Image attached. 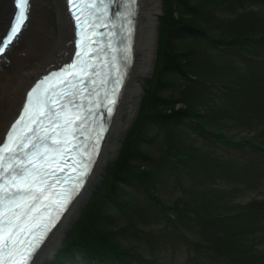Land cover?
<instances>
[{"label":"rangeland","instance_id":"obj_1","mask_svg":"<svg viewBox=\"0 0 264 264\" xmlns=\"http://www.w3.org/2000/svg\"><path fill=\"white\" fill-rule=\"evenodd\" d=\"M45 1L46 27L55 28L54 1ZM167 17L180 18V24L188 28H174L162 36L161 24ZM156 21V53L150 71L139 76L136 114L118 137L111 136L109 142L118 144L116 153L108 154L81 196L54 254L46 255L39 264H54L60 254L62 264H69L64 244L82 237L81 229L96 232L101 227L110 241L98 235L90 245L100 247L105 242L118 254L114 262L99 264H264V156L248 154L249 148H264V60L252 61L234 49L218 53L202 39L209 35L223 43L255 40L249 43L253 52L264 57V0H162ZM173 54L181 56L179 65L187 73L240 88L222 95L212 85L188 81L180 68L169 65L168 60L178 63ZM147 93L165 100L155 110L187 109L188 118L174 119L168 133L161 124L150 125L142 115ZM128 114H123L124 123ZM191 123L212 137L198 133ZM230 144L239 152L234 154ZM133 148L146 156L132 154ZM177 149L194 155L186 169L174 161ZM123 153L130 156V164L144 171L147 186L164 206L162 213L142 200L140 192L146 182L129 186L112 174L114 161ZM112 182L118 197L128 202L125 213L110 198ZM95 194L90 211L78 229H73ZM95 214L94 229L90 216ZM74 250L71 255L77 253V260L71 264H82L83 255Z\"/></svg>","mask_w":264,"mask_h":264},{"label":"bare ground","instance_id":"obj_2","mask_svg":"<svg viewBox=\"0 0 264 264\" xmlns=\"http://www.w3.org/2000/svg\"><path fill=\"white\" fill-rule=\"evenodd\" d=\"M57 13L55 28H47L44 20L45 0H31V9L26 28L20 32L17 43L6 52L7 59L0 65V140L18 111L28 86L47 69L66 61L72 53L73 24L66 11L65 0H53ZM162 0H139L137 31L135 36L134 62L121 93L116 111L111 118L110 129L102 146L96 165L85 188L70 206L62 221L53 229L49 238L35 255L39 264L46 255L54 254L67 221L77 209L81 196L93 182L109 153L115 154L116 142H109L112 135L118 137L136 112L134 98L140 96L139 76L150 71L156 53L157 15ZM12 12V0H0V35L5 30ZM13 43V42H12ZM128 111L129 119L123 114Z\"/></svg>","mask_w":264,"mask_h":264},{"label":"snow or ice","instance_id":"obj_3","mask_svg":"<svg viewBox=\"0 0 264 264\" xmlns=\"http://www.w3.org/2000/svg\"><path fill=\"white\" fill-rule=\"evenodd\" d=\"M27 6V0H25V7ZM89 7H95V5H89ZM22 19L17 22L16 27L12 29L11 35L8 37L7 43L3 40H0V53L4 52L5 48L8 46V43H11L13 38L20 31V27L23 24L24 11H21ZM79 20L80 17H77ZM75 65L70 66L69 69H66V72H70ZM61 83H68L69 87L72 89L76 88L75 84H71L70 81H61ZM45 84V81H41L28 93L29 102L31 103L34 99L35 103L32 104V115L29 117V123L37 125V127H29L28 124H25L24 128L27 134L20 136H10L9 138L15 143L16 140H19L20 143L16 148H5L7 152H23L24 159L28 160V166L25 167L23 161H19L15 166L10 165L12 179L10 181L11 188L8 187L4 189L5 196L3 197L6 200L4 204V213L0 217V230H2L6 235L3 237L4 247L9 249V245L12 249H16L17 246H23L25 243L24 240L20 239L25 232L31 230V227L35 226V221L37 219L36 215H33L37 211V203L40 201L41 197L44 196L45 191L48 189L45 187L47 185V177L53 175V172L46 170L47 167H52L53 164L58 163L53 157L51 160L47 156L48 141L60 133L56 131V125L54 120L60 119V113H53L52 108H48L47 112L44 111L45 107L49 104L56 105L57 98L60 100L64 99V93H57L55 87H45L43 88V94L40 90ZM71 95V94H70ZM69 104L74 102L69 99ZM75 106V105H74ZM63 107V105H62ZM29 108H25V111H29ZM111 111V109H109ZM43 119L49 120V129H44L42 127ZM81 117L77 115L75 120H80ZM24 121V117L21 116L19 120L12 125L13 129L16 128L17 124H21ZM74 121L71 119L65 120L64 125H60L61 128H66L68 125L72 124ZM51 131L52 136L48 135V131ZM44 132V135L40 133ZM26 141V142H25ZM58 143H67V141H57L53 140V144ZM44 147V151H41V147ZM28 150V151H25ZM54 151H59L58 149H53ZM12 156H9V159H12ZM2 159V158H0ZM37 160L43 161V163H36ZM9 168H4L5 173L9 172ZM51 187V186H49ZM35 252V247L29 251L27 256H24L16 264H35V258L33 253Z\"/></svg>","mask_w":264,"mask_h":264},{"label":"trees","instance_id":"obj_4","mask_svg":"<svg viewBox=\"0 0 264 264\" xmlns=\"http://www.w3.org/2000/svg\"><path fill=\"white\" fill-rule=\"evenodd\" d=\"M178 1L181 2V0H178ZM165 19H163L162 24H161V30H162L161 32H163L162 36L167 34V33H169L174 28H176L178 25H180V22H181L180 21L181 19L178 18V17H177V19L176 18L175 19H173V18L171 19L170 17H167L166 20ZM176 21L179 24L175 25V23H177ZM177 30H178V28H176V31ZM173 55L178 60V63H177V61H169L168 60V63H169L170 66H172V65L174 66L176 64H180V62H179L180 61V58H179L180 55L179 54H173ZM163 84H165V82ZM147 95H148L147 96L148 102H147V100H145L143 102L142 109L145 110V111L142 113V115L144 113H146V108L150 106L151 109H148L149 110V116L145 115L143 117V119L147 120V122H149L150 125H152V124L154 125V122H152V120H153V121L161 122V123H163V125H165V126L167 125L168 126L174 119L184 115L185 111L187 110V109H183L184 110L183 112L182 111L179 112L180 109L176 110L175 108L170 110V112H166L165 110H158V109L155 110V107L158 104L161 105V103L164 102L165 100L161 96L157 97V95L153 98V95H155V93H153V95L147 93ZM189 110H191V109H189ZM190 114L193 117H195L194 114H192L191 111H190ZM133 133H134V131H133ZM134 134L135 135L138 134L137 130H135ZM129 137H131V135ZM130 141L131 140L129 139V142ZM131 150H132V154H134V155H136L138 153L139 154V155L137 154L138 156H140V155H141V157H145L146 156L143 152H140L137 149L133 148ZM182 157H184L186 159L188 158L189 160H191V158H192V156L189 153L179 152L178 149H177V152L175 153L174 159L179 161ZM129 158H130V156L125 155L124 153H123V155H118L117 159L113 163L114 164L113 167H115V169H114V171H112V174L115 175V176L121 177L122 178L121 180H123L124 182H127V185H129V186L132 185L131 183L139 182V181L142 182L143 185L146 184V188L143 189L142 192H140V196L142 197V200L146 203L147 206H150V207L154 206L155 208L158 209V207H156L154 202L150 199V197H151L150 195L153 194V196H154L155 192L152 191L151 187L147 186L148 185V182H147V179H146L147 177L145 176V174L142 173L144 171L141 168H139L137 165L133 166L132 164H130ZM176 160H174V161H176ZM177 165H179V167H181L182 169H185L182 166L181 161ZM173 167L176 168V165L173 166ZM115 185H116V183H114V182H112L110 184V188L111 189L108 190L109 192L112 193V195H110V198L115 200L116 204L122 206V212L125 213L126 210H127L126 206H128V202L127 201H122L118 197V193L114 189ZM142 195H146L148 197V199H145ZM96 196H97V194H95L94 197L87 204V206L85 207L83 213L81 214L82 217L79 220H77V222L74 224L73 229L75 227H77L76 229H78V226L80 225L79 223L81 222L82 218L90 211V207L92 206L94 200L96 199ZM107 201L110 204V206L113 205V202L110 199H108ZM160 210L161 211H159V212H162V209H160ZM104 212H105V210H104ZM94 217H97V215L95 214V215L90 216V220L93 221ZM96 222H97V220L91 222L92 223V228L94 227V229H95L94 223H96ZM73 229L70 231V233L68 235H70L73 232ZM94 229H92V230H94ZM81 230H82V233H81L82 237L80 236L79 238L75 239L74 241H72L69 244L67 242L64 244L65 247H66V249L65 248L64 249H65V254H66L67 258H70V260L73 262V256L71 255V251L74 250V249H77L78 251H80L82 253L83 259L85 260L84 261L85 264H88V263L89 264H91V263L99 264V262L100 263H105L104 260L105 261H111V259L114 262L113 259H115V257H117V254H118V251L116 250L115 247L111 248L109 245H106L105 242L100 247H94V245H90V244H92V243H90V240H93V238L95 240L98 239V235L101 236L103 239H104V237H106V239H108V236H107L106 233L103 232L102 227L101 228H97L96 232H92L89 229H81ZM96 234H97V236H96ZM108 240L110 241V238ZM68 251H70V252H68ZM100 252H108L109 254L113 255V257L111 258V256L109 254L100 253ZM61 253H62V251H61ZM93 257H95L97 260H95ZM62 262H63V257L61 256V254L57 255L55 257V259L53 260L54 264H62ZM147 262H150V261H147Z\"/></svg>","mask_w":264,"mask_h":264}]
</instances>
